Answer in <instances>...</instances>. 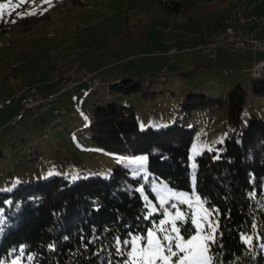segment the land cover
I'll return each instance as SVG.
<instances>
[{
  "label": "rangeland",
  "instance_id": "obj_1",
  "mask_svg": "<svg viewBox=\"0 0 264 264\" xmlns=\"http://www.w3.org/2000/svg\"><path fill=\"white\" fill-rule=\"evenodd\" d=\"M81 1L83 4L73 5L62 0H57L56 3L54 0H0V5H8L7 8L0 9V23L3 22L5 29L0 31V97H8L13 89L22 85L34 82L45 84L48 81V71L50 75V70L55 66L74 62L79 65L81 62V67L89 69L105 68L103 72L106 73L115 71L121 79H137L143 92H153L155 95L148 98L137 92L127 98L117 96L115 91L110 92L107 87H100L91 94L87 85L79 84L76 89L81 91V95L67 91L58 96L53 108L61 105L69 107L59 118L60 121L54 123L50 112L32 118V112L26 111L19 122L10 125L8 121L20 108L14 105L0 110V190L53 174L71 181L93 175L105 177L112 168L121 165L134 171L135 175H141L153 194L154 198H150L143 186L139 188L145 201L147 216H159L160 208L167 205L157 222L146 232L170 219L167 213L174 215L177 211L183 213L186 219L195 217L200 223V228L191 224L194 231L187 237L181 232L185 240L197 235L201 228L207 232L208 222L215 219L194 190V159L203 151H216L217 145L222 143L226 136L227 112L221 106L193 110L187 114L182 110V101L190 93L211 98H217L221 94L224 96L238 84L247 92L246 104L241 112V123L245 125L252 117L264 120V99L256 98L251 93L254 79L245 70L226 78L223 68L229 69L230 61L219 62L222 58L208 57L202 50L168 55L167 62L174 63L170 67L173 71L169 69L163 74L158 72L159 67L151 65L147 68V65L146 70H152L149 75H145V66L129 57L136 56L148 45L155 49L161 48L167 53L162 47V38L166 36L160 32L163 29L169 31V34L178 32L183 36L196 33L202 28L206 33L210 32L214 25L227 20L229 14L226 16V12L231 3V11L233 10L235 1L245 9H249L250 3L256 5L253 12L264 16V0H162L179 1L183 4L179 12L169 14L159 8L158 0ZM45 11L50 17L47 22L39 23L31 30H17L23 27L19 23L21 18ZM257 35L264 37L263 32H257ZM195 53L202 55L199 67L191 66L192 59L184 60L185 54L191 58ZM157 60L156 65H159V58ZM214 60L219 62L215 65L216 69L211 66ZM248 60L244 58V61ZM221 64L224 67L221 68ZM200 70H204L206 74L203 75ZM235 76L240 77L239 83ZM257 80H264V73ZM20 82L25 84L19 85ZM57 88V85H44L39 93L46 95L48 91ZM110 101L131 103L140 129L148 126L159 129L173 124L195 129L188 154L191 191L175 190L164 181L149 177L145 155L127 156L105 151L89 138L87 126L92 120V110L97 104ZM65 122L68 124L63 128ZM142 159L144 163H138ZM176 197H184L187 202H181ZM161 199L166 201L163 206L160 204ZM172 204L176 207L172 208ZM153 208L155 211H152ZM0 264L30 262L21 257H13Z\"/></svg>",
  "mask_w": 264,
  "mask_h": 264
},
{
  "label": "trees",
  "instance_id": "obj_2",
  "mask_svg": "<svg viewBox=\"0 0 264 264\" xmlns=\"http://www.w3.org/2000/svg\"><path fill=\"white\" fill-rule=\"evenodd\" d=\"M62 1L83 4L81 0ZM157 5L167 14L183 7L179 1L158 0ZM49 18L47 11L23 17L19 20L23 27L17 30H31ZM261 75L251 77V93L264 99V80H257ZM106 87L127 98L137 92L148 98L155 95L143 92L137 79H120ZM246 99V90L237 84L224 96L190 93L182 101L187 114L221 106L227 112L222 143L216 151H203L194 159V190L219 225L216 243L211 244L213 264H264V120L252 117L241 123ZM87 130L101 149L145 155L149 177L175 190L191 191L188 154L194 128L173 124L140 129L131 103L110 101L94 107ZM141 186L154 198L141 175L116 165L105 177L71 181L53 174L0 190V263L21 257L30 264H124L127 255L117 253V238L143 236L163 213L161 207L159 216H147ZM193 231L187 218L181 232L187 237Z\"/></svg>",
  "mask_w": 264,
  "mask_h": 264
},
{
  "label": "built area",
  "instance_id": "obj_3",
  "mask_svg": "<svg viewBox=\"0 0 264 264\" xmlns=\"http://www.w3.org/2000/svg\"><path fill=\"white\" fill-rule=\"evenodd\" d=\"M229 21H238L239 25L257 23L260 25L264 21L263 15H254L247 13V9H244L243 17H236V11L232 14L225 23ZM165 34L167 31L163 29L160 31ZM196 49L202 50L208 54V57L214 58L220 49H226L229 51H248L252 56L257 52L261 53L260 58H254L251 62L250 67L246 72L251 73V77H254L255 72H260L264 69V37L260 38L253 33L244 30L239 27V30L234 31L231 34H221L217 32L214 34V38H206L205 42L199 43L195 46ZM190 50V47H185L182 52L186 53ZM176 53L174 47L167 49V54L172 55ZM158 55V51H154L151 56L154 59ZM225 74H229V71H224ZM58 85V88L54 91L49 92L46 95H41L39 90L44 85ZM79 84H85L90 89L91 94L97 91L100 87H106L107 84L98 82L93 73L87 71L81 66H75L73 68L64 69L62 72L50 73L47 83L34 82L33 87H28L24 92L17 94L10 100H4L0 103V110L9 108L11 106H18L19 111L14 114L8 121V124L13 125L15 122H19L23 118V114L26 111H31L32 116L44 115L50 112L51 117L60 115L66 111L69 105H61L60 107L53 108L58 95L71 91L75 95L79 94V90L76 87ZM74 112V111H73ZM167 205L161 208L164 212Z\"/></svg>",
  "mask_w": 264,
  "mask_h": 264
},
{
  "label": "snow or ice",
  "instance_id": "obj_4",
  "mask_svg": "<svg viewBox=\"0 0 264 264\" xmlns=\"http://www.w3.org/2000/svg\"><path fill=\"white\" fill-rule=\"evenodd\" d=\"M7 7L8 5H0V9ZM138 163L143 164L144 160L142 159ZM176 198L181 202H187L184 197ZM165 202L164 199H161V206ZM197 202H199L198 198ZM171 207L175 208L176 205L172 204ZM152 211L155 209L153 208ZM167 215L170 219L158 224L157 228L146 232L143 236L130 234L131 239L117 238L115 241L117 253L128 256V260L124 264H213L210 252L211 244L216 243L218 223L209 221L207 232L201 228L197 235L185 240L181 234L180 226L186 220L183 213L177 211L174 215L172 213H167ZM206 215H210V213H206ZM203 222L204 218L202 217L201 223ZM190 223L200 228V223L195 217L191 218ZM245 242L251 243V238L245 237ZM120 245L125 248L130 247L131 250L125 253Z\"/></svg>",
  "mask_w": 264,
  "mask_h": 264
},
{
  "label": "crops",
  "instance_id": "obj_5",
  "mask_svg": "<svg viewBox=\"0 0 264 264\" xmlns=\"http://www.w3.org/2000/svg\"><path fill=\"white\" fill-rule=\"evenodd\" d=\"M245 2H247V0H245ZM239 3L238 1H235V5L237 6ZM235 6V7H236ZM235 7H233V10L235 9ZM256 7V5L254 4H251L249 5V9L246 7L247 9V13H251V14H254V15H257V13H254L253 12V9ZM232 9V3H231V6H230V9L228 10V12H226V16L228 15V18L230 17L231 13L233 12V10L231 11ZM245 9V8H244ZM231 12V13H230ZM227 18V20H228ZM226 20V21H227ZM138 23H141V22H138ZM232 26L234 28H243L244 30L246 31H249L251 33H253L254 35H256L257 37H259L257 35V32H263L264 33V23L258 25L257 23H253V24H243V25H239V22H232V23H225V22H222L220 23V25H214L213 27V30H211L210 32H205L204 29L202 28V30L200 31H197L196 33H192L190 35H184L182 33H178V32H175V33H171L169 34V31H167L165 29V31H167L165 34H162V35H166V36H163L162 38V47H164L166 50L169 48V47H174L176 49V53L174 54H177V53H183L182 50L185 48V47H190V50H188L187 52H195V51H200L199 49H196L195 46L199 43H202L203 41L206 40V38L211 35L212 33H215L216 31H219L223 28H226L228 26ZM246 25V26H245ZM245 26V27H244ZM163 31V30H162ZM168 34V35H167ZM195 45V46H194ZM191 46H194V47H191ZM149 48V49H148ZM160 49V50H159ZM159 49H155L153 48L152 45H148V46H144L143 49L141 50L142 52H140L139 54H135L136 56H131L129 58L131 59H134L135 58V62H139L141 64H143L145 66V75H149L151 72L152 69H149V70H146L147 68H149V66L153 65V66H157L159 67L158 69V72L160 74H163V73H167L169 71V69H171L170 67L174 64V63H169L167 62V56L168 54L166 53V51H163L161 50V48ZM154 51H158V55L152 59V56L151 54L154 52ZM186 52V53H187ZM172 54V55H174ZM184 54V53H183ZM171 55V56H172ZM200 55V56H199ZM185 59L184 60H191L192 59V62L193 63L191 66L192 67H199L200 66V58H202V55L201 54H193L190 57H187L186 54H185ZM216 57L218 58H222V60H220L219 62H223L225 60H229V69L225 68L222 64L221 68H223V75L226 77V78H230L234 75H236L238 73V71L240 70H247L250 65H251V62L254 58H260L261 57V53H256L254 56H252L248 51H229V50H226V49H220L217 54H216ZM75 58V57H73ZM157 58H159V65H156L158 60ZM244 58H248L249 60L248 61H244ZM77 59V58H76ZM130 59V60H131ZM215 59V57H214ZM69 60V59H68ZM67 60V61H68ZM118 61V60H117ZM116 61V62H117ZM116 62H112V63H116ZM209 62V61H208ZM219 62H217V60H214L213 63H212V69H216L215 68V65L216 64H219ZM80 65L81 62H79ZM111 64V63H110ZM166 64V65H164ZM148 65V67L146 68V66ZM84 69H86L87 71L93 73V76L94 78L102 83V84H109V83H113V82H118L121 78L117 76L116 72L115 71H110L109 73H106V72H103L105 71V68H92V69H89V68H85L83 66ZM225 69V70H224ZM172 70V69H171ZM173 71V70H172ZM224 71H229L230 73L229 74H225ZM174 73V72H172ZM200 73H202L203 75L206 74V72L204 70H200ZM264 73V71L262 72ZM247 74V73H246ZM48 77H49V71H48ZM98 77V78H97ZM250 77V76H249ZM235 79L236 81L239 83V80H240V77L239 76H235ZM28 83V82H27ZM20 84H25L24 83H19ZM57 85V84H55ZM54 85V86H55ZM46 86H49V85H46ZM58 86V85H57ZM79 86V85H78ZM77 86V87H78ZM76 87V88H77ZM43 90V89H42ZM45 90V89H44ZM53 90H50L47 92V94L49 92H51ZM65 93V92H64ZM81 95V91L79 90V94L77 96ZM59 96V95H58ZM58 99V98H57ZM13 107V106H11ZM19 110H17L14 114H16ZM75 112V111H74ZM73 111H72V114H75ZM65 113V112H64ZM63 113V114H64ZM62 114V115H63ZM61 115V116H62ZM24 116V114H23ZM42 116V115H40ZM60 116V117H61ZM36 117H39V116H32V118H36ZM51 117V115H50ZM54 118V117H53ZM54 121V119H53Z\"/></svg>",
  "mask_w": 264,
  "mask_h": 264
},
{
  "label": "bare ground",
  "instance_id": "obj_6",
  "mask_svg": "<svg viewBox=\"0 0 264 264\" xmlns=\"http://www.w3.org/2000/svg\"><path fill=\"white\" fill-rule=\"evenodd\" d=\"M240 1H241V0H239V2H240ZM235 11H236V17H243V15H244V8H243L241 5L238 4V5L235 7V9L233 10V12L231 13V15H230L229 18L232 17V14H233ZM229 18H228V19H229ZM232 22H238V21H229V23H232ZM236 30H239V28H234V27H232V26L229 25V26L226 27L223 31H220V32H221V34H231V33H233V32L236 31ZM214 34H216V33H213V34L209 35L207 38H214ZM203 42H205V41H203ZM75 66H80V65H79L78 63H76V62H74V63H69V64H65V65H57V66H55L54 68H52V69L50 70V73L62 72V71H64V69L73 68V67H75ZM263 71H264V69H263V70H260V72H255V73H254V77H258ZM246 73H247L248 76L251 77V73H250V72H246ZM254 77H252V78H254ZM33 86H34V83H31V84L22 85V86H20V87H18V88L13 89L12 92L10 93V95H9L8 97H0V103H1L2 101H4V100H10V99H12L13 96H15V95H17V94H20V93L24 92L25 90H27L28 87H33ZM106 86H107V85H106ZM63 113H64V112H63ZM63 113H60V115L53 116V117H54V121L57 122V121L59 120L60 116H61ZM74 113H75V112H74ZM45 136H46V135H45Z\"/></svg>",
  "mask_w": 264,
  "mask_h": 264
}]
</instances>
